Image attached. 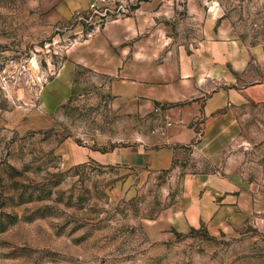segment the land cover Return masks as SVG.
<instances>
[{
    "label": "rangeland",
    "instance_id": "obj_1",
    "mask_svg": "<svg viewBox=\"0 0 264 264\" xmlns=\"http://www.w3.org/2000/svg\"><path fill=\"white\" fill-rule=\"evenodd\" d=\"M47 1L0 0V52L19 79L0 85V264H264V112L234 108L225 129L168 169L113 163L99 153L141 142L160 115L119 101L112 78L79 63L81 42L90 64L120 7L128 15L144 4L161 15L125 41L141 44V65L204 76L222 43L264 42V0H108L92 37L83 17L95 0L51 25L56 2ZM76 61L66 94L56 78ZM202 78L208 93L220 87Z\"/></svg>",
    "mask_w": 264,
    "mask_h": 264
},
{
    "label": "crops",
    "instance_id": "obj_2",
    "mask_svg": "<svg viewBox=\"0 0 264 264\" xmlns=\"http://www.w3.org/2000/svg\"><path fill=\"white\" fill-rule=\"evenodd\" d=\"M38 1L42 5L41 8L49 6L46 5L47 0ZM53 1L56 2L55 13L48 18L49 25L69 19L75 10L85 7L89 0ZM47 2L50 4V0ZM146 8L148 6L143 4L136 11L128 15H118V18L107 23L103 33L105 42L101 44L104 53L90 64L85 54L89 48L87 40L81 42L79 63L112 78L110 86L119 101L128 105L136 104L138 111L144 115L152 112L160 115L155 129L144 135L141 142L132 143L127 147H115L107 153H99L100 156L107 160L111 158L113 163L145 166L160 171L170 168L175 159L193 142H197L196 147H201L200 139L205 141L211 132L222 127L225 129L234 108L256 105L258 111L264 112V42L251 48L244 45L241 47L233 41L222 43L224 50L219 54V58L216 53H211L215 57L210 55L204 76L199 68L194 75L187 74L186 77L178 78L174 71L167 67L142 66V60L137 54L141 44L125 42L138 35L147 25L144 22L146 18L161 15L160 12L149 14L145 11ZM229 26L230 23L224 20L219 31L227 33ZM112 31L115 32L114 37L111 35ZM117 51L123 53H116ZM253 55H256L254 60ZM253 63L257 66L253 67ZM76 65L78 61L67 63L63 68L64 76L62 70L56 78L61 81L64 77L66 94L73 91L70 86L74 81L73 70ZM234 71L241 74V84L237 88L231 85L233 81H237ZM252 74H256L257 78L247 81ZM200 76L204 77L202 79L219 82L220 87L208 93L202 82H198ZM209 193L226 195L219 202L221 204L232 201L227 192L213 190ZM221 204L217 203L216 206V203L212 202L213 211L220 207V211L224 210L226 207ZM201 217L205 215L202 214Z\"/></svg>",
    "mask_w": 264,
    "mask_h": 264
},
{
    "label": "built area",
    "instance_id": "obj_3",
    "mask_svg": "<svg viewBox=\"0 0 264 264\" xmlns=\"http://www.w3.org/2000/svg\"><path fill=\"white\" fill-rule=\"evenodd\" d=\"M108 0H95L91 2L89 5V9L95 13L93 16L89 17H83L85 24L87 26H92L91 29L86 30V35L88 37H92L97 30L101 28L106 23V20L108 19V11H109V5L107 4ZM121 12L118 13V15H123L122 13L125 11V8L123 6L120 7ZM118 15H116L118 18ZM94 16L98 18L97 20L94 19ZM94 19V20H93ZM98 24V25H97ZM83 27V26H82ZM83 29V28H82ZM83 31V30H82ZM13 59L6 58L2 55L0 52V85L2 86H9V85H15L18 83L19 79L14 73L12 69V64H14Z\"/></svg>",
    "mask_w": 264,
    "mask_h": 264
}]
</instances>
